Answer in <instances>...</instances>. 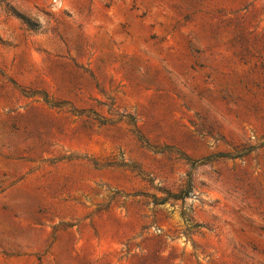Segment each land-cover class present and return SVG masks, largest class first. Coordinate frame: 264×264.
Instances as JSON below:
<instances>
[{
  "label": "rangeland",
  "instance_id": "obj_1",
  "mask_svg": "<svg viewBox=\"0 0 264 264\" xmlns=\"http://www.w3.org/2000/svg\"><path fill=\"white\" fill-rule=\"evenodd\" d=\"M0 264H264V0H0Z\"/></svg>",
  "mask_w": 264,
  "mask_h": 264
}]
</instances>
